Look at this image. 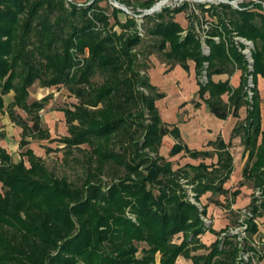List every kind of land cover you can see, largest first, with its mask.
Listing matches in <instances>:
<instances>
[{
	"label": "trees",
	"instance_id": "16d2710c",
	"mask_svg": "<svg viewBox=\"0 0 264 264\" xmlns=\"http://www.w3.org/2000/svg\"><path fill=\"white\" fill-rule=\"evenodd\" d=\"M65 1L0 0V113L4 95L12 90L9 116L21 127L17 162L0 145V264H174L178 256L190 259L189 264H235L239 247L234 235L216 237L208 246L199 241L205 229L200 215L206 208L199 210L184 198L177 178L186 173L185 167L174 170L169 160L157 162L161 137L168 131L155 106L162 93L147 76L139 80L132 50L141 40L135 15L157 0H117L132 7L123 22L118 14L124 11L113 5L106 14L101 0L67 1V5ZM262 3L247 0L235 7L225 1L198 2L196 6L209 20L199 21L192 8L183 28L174 15L188 7L184 1L141 14L145 27L140 26L157 39L153 47L166 61L183 66L187 59L194 61L199 96L212 112L219 117L236 115L245 105L246 115L234 131L241 133L247 150L242 178L263 196L260 204L254 203L255 198L252 201L255 214L258 207L264 210V125L258 90V76L264 77ZM203 22L209 24L204 37ZM114 25L120 32L110 31ZM234 36L253 42L251 69L240 49L243 44ZM202 42L209 47L207 54ZM235 67L240 70L235 87L210 78ZM203 69L207 79L201 82ZM96 73L102 78L98 84L92 80ZM249 74L251 96L246 88ZM35 81L48 87L63 85L76 98L62 108L66 135L51 137L41 126L38 111L48 96L27 101L28 87ZM142 85L149 94L138 89ZM206 92L208 96L203 97ZM223 93H227L226 101ZM12 106L30 114L31 124L16 117ZM145 116H149L146 123ZM172 131L176 134L175 128ZM27 136L63 143V162L78 147L84 155L80 182L50 171L27 146ZM81 144L87 148L81 149ZM217 144L221 150L216 165H187L197 198L205 191L228 192L222 184L232 170V157L222 141ZM182 148L176 143L171 152ZM145 149L155 156L150 158ZM256 231L257 224L249 219V235ZM175 235L181 237L179 242L174 241ZM140 242L146 247L139 248ZM201 248L206 251L196 252ZM244 249L264 258V240L257 246L244 242Z\"/></svg>",
	"mask_w": 264,
	"mask_h": 264
},
{
	"label": "rangeland",
	"instance_id": "374dc122",
	"mask_svg": "<svg viewBox=\"0 0 264 264\" xmlns=\"http://www.w3.org/2000/svg\"><path fill=\"white\" fill-rule=\"evenodd\" d=\"M74 2H79L81 4H88L90 0H72ZM112 1L113 0H101L99 1V5L104 8L106 14H110V11L112 9ZM117 1V0H116ZM133 1V0H131ZM161 1L157 0L156 2ZM187 2V6L183 11L176 13L174 15V18L178 20L184 27L187 25V16L186 13L192 9L195 8V12L199 15V21L202 19H208L206 14H203L200 12L199 8L196 6V3L198 2H218V0H162V5H169L171 7L173 6H178L182 4L183 2ZM233 1V0H232ZM241 1H247V0H236L235 7H238V3ZM67 5V0L65 1ZM123 4V3H122ZM130 12L132 7L130 5L126 6L123 4ZM262 10L264 11V3L261 4ZM139 9V8H138ZM124 11V10H123ZM144 12V9L143 11ZM142 14V13H141ZM141 14H137V26L138 27H145V23L142 22ZM202 15H204L203 18ZM119 19L123 22L126 19L125 11L120 12L118 14ZM98 27H102L99 26ZM116 31L120 32L121 28H119L117 25H114L113 28L110 29V31ZM141 36V40L139 41L138 44H136L133 47V51L136 53V59H135V67L139 70V80L144 79L146 77V66H149V61L151 62V59L154 61H166L163 53L161 51H158L155 47H153V43L156 42L157 39H154L151 37L147 31L143 32V35ZM241 37V36H240ZM151 57V58H150ZM92 80L94 83H100L102 78L101 75L96 73L93 77ZM139 90H141L145 95L149 94V89L144 85L138 87ZM258 90L262 95H264V77L258 76ZM13 96V91H9L4 95V103L5 107L2 113H0V137L3 138L4 140L2 141V144L10 154H11V160L13 162H17L20 158L19 152L20 148L18 147V140L20 137V131L21 127L17 124H15L12 119L9 116V108L7 106L8 102L11 101ZM44 96H48V100L46 101L45 105L38 111V114L40 115L41 119V126L43 128H46L51 137H60L64 136L67 134L66 131V124L64 122V115L62 108L70 106L73 102L76 101V98L73 97L67 90V88L63 85L61 86H43L41 85L38 81L33 82L29 87H28V97L27 101L31 102L33 100H38ZM13 113L16 115V117H21L23 118L28 124H31V115L27 114L26 111L23 109L17 107V106H12L10 108ZM149 116H145L143 122L146 123L148 122ZM6 136V137H5ZM27 140H29V143L27 146L31 147L34 152L42 157V161L46 165V167L54 172L58 176H66L69 180H72L73 182H80V180L83 177L84 173V167L83 165V160H84V155L83 152L78 149V147L72 148L71 154L68 155L67 162H63L61 160L62 158V147L63 143H58L56 140L51 141L47 139H38V138H32L31 136L26 137ZM1 142V141H0ZM161 145L166 146L165 139H162ZM160 145V146H161ZM167 147V146H166ZM46 148H49L46 151ZM81 149H86L87 146L86 144H81L80 145ZM160 147H158L159 149ZM165 148V147H164ZM145 152L149 153L150 158L155 156V153L153 151H150L148 149H145ZM167 151V150H164ZM162 152L164 155L160 153V151H157L156 156L158 157L157 162L161 164L163 160H167L170 158L172 160V168L174 170H178L180 168V164H182V160L179 157L178 159L173 156H169L166 152ZM162 157V159L160 158ZM146 163H142L140 168H143ZM186 173L182 172L179 173L178 176V184L182 188V193L184 195V198L192 203L195 201H198L201 203L202 207L204 206L206 208L207 205H209V213L207 211L204 213V216H207L210 219V222L208 226H205V221L202 219L205 229L204 231L199 234L198 238L199 241L202 242L204 245L208 246L213 239L216 237L222 238L223 235L221 234L222 231H219L221 227H225L228 225V223H232V220L235 217V213L233 209L229 208L228 203V196L229 194L224 195H219L217 193L211 194L209 196L202 195L201 197H196L194 189V182H191V176H192V171L190 168H185ZM142 173H144L145 170L142 169ZM103 180L105 182L109 181V177L107 175H104ZM246 186L243 188V190H246V195L251 197L252 192H251V182L249 180H244L243 181ZM233 186H238L237 183L233 184ZM232 187V186H231ZM229 187V188H231ZM259 190V188H257ZM255 189V190H257ZM215 196V197H214ZM257 202L255 204H260V200H262L263 196L259 190V194H257ZM215 198V199H214ZM219 205L221 207L222 211L217 210L216 206ZM247 209H252L251 206L248 207V205L245 207ZM202 210V209H201ZM207 210V209H206ZM216 211V212H215ZM252 211V210H251ZM257 214L254 215L256 219L259 221L261 220L260 218H264V210H259V207L257 208ZM209 214V215H208ZM220 220V221H219ZM219 221L220 227L219 229H216L217 232L215 231V236H211L212 240H209L210 238H207V234L205 231L211 229V225L215 222ZM262 226V227H261ZM260 227V233L261 230H264V225H261ZM208 228V229H207ZM260 233H253L251 236L249 235V232L246 233L247 238L245 239V242L248 241H254V239H257V241L262 239L263 235H260ZM219 234V235H218ZM253 235V236H252ZM181 239L180 236L175 235L174 236V241L179 242ZM260 242V241H259ZM139 248L141 247H146V244L144 242H140ZM258 244H256L257 246ZM205 248L198 249L196 252L202 253L205 252ZM138 255L141 253L138 252ZM156 261L158 262L159 258V253L157 252L155 254ZM254 262L256 264H264V258H259L256 255L254 256ZM190 259L185 258L183 256H178L175 260L174 264H189Z\"/></svg>",
	"mask_w": 264,
	"mask_h": 264
},
{
	"label": "crops",
	"instance_id": "0c3cea01",
	"mask_svg": "<svg viewBox=\"0 0 264 264\" xmlns=\"http://www.w3.org/2000/svg\"><path fill=\"white\" fill-rule=\"evenodd\" d=\"M213 20H215V18H213ZM180 25L184 28L181 23ZM208 26V22L202 23V37L205 36V31ZM182 33H184V31H182ZM239 75L240 70L235 67V69H233L230 73H213L210 78L214 82H227L232 87H235L238 85ZM146 76L149 82L155 86L156 91L162 93V96L155 100V106L159 117L163 122V125L168 130L167 133L161 137V141L162 139H165L167 147L161 145L160 143L161 146L159 145L160 148L158 149L162 155H164L162 152L167 150L164 152L169 154V156H173L174 158L176 157L177 159L181 157L180 159L183 160L182 164L178 165L180 168H189L187 165H196L199 162H204L208 165H216L218 160V151L221 150L217 141L220 140L225 144V148L229 151L232 157V170L222 185L224 188L228 189L226 194H229L230 196H228L227 205H229L230 209L234 210L235 217L232 220V223H228L227 226H223L220 229V220L215 221L211 225V229L205 231V233H208L207 238L212 240L211 236H215L214 232H217L216 229L224 231L229 225L236 222L239 216V210L245 208L247 205L248 207H252V201L254 198V203L257 202L258 196L255 192L258 189L255 190L251 184V197L246 195V190H243L246 184L243 183L244 179L242 178L241 172L246 161L247 150L244 149V145L242 144L241 133H235L234 131L237 123L244 119L246 115V107L245 105H241L237 109L236 115L229 113L225 117H219L212 112L204 99L199 96L198 77L195 72V63L192 59H187L186 66H183L178 62L154 61L151 59V62L149 61V66L146 68ZM259 95L260 120L261 125L263 126L264 95L261 96L260 92ZM207 96L208 93L206 92L203 97ZM221 98L223 101H226L227 93L221 94ZM173 128L176 129V134L173 133ZM3 140L4 139L0 137L1 146H3ZM176 143H180L183 148L175 153H172L171 147ZM190 152H196V155H192ZM167 160H169L172 164V160L170 158ZM235 183H237L238 186H233ZM236 189L238 192L232 196L231 192ZM211 194L214 193L205 191L199 197L202 195L209 196ZM217 194L222 196L224 195V197H226L225 194ZM209 207V205L206 206L207 213H209ZM216 208L217 210L222 211L219 205H217ZM260 219L261 220H259V224L257 225V231L254 233H260L259 231L262 227L261 225H264V218ZM261 232L262 233H260V235H263L264 230H261Z\"/></svg>",
	"mask_w": 264,
	"mask_h": 264
},
{
	"label": "built area",
	"instance_id": "2783aa9c",
	"mask_svg": "<svg viewBox=\"0 0 264 264\" xmlns=\"http://www.w3.org/2000/svg\"><path fill=\"white\" fill-rule=\"evenodd\" d=\"M67 1H72V0H67ZM218 1H223V0H218ZM78 4L81 3L78 2ZM144 11H146V9H144ZM126 12L131 13L128 9ZM139 34L143 35V31L140 27H139ZM217 38H218L217 36H213V39L217 40ZM234 38L236 41H240L243 44V47H241L240 49L241 52L244 54L249 69H251L252 68L251 50L254 48L253 42L249 39L240 36H234ZM202 51L205 54L209 52V47L204 42H202ZM204 66H206V62H204ZM199 79L201 82L206 81L207 76L205 69L202 70ZM246 86H247L246 88H247L248 96H251L250 87L253 86V83H252V76L250 74L248 75ZM255 193L256 195L259 194V190H257ZM194 203L197 205L199 210L202 209V205L200 202L195 201ZM200 217L205 221V226H208L210 219L207 216H204L203 214H201ZM249 219L254 221L257 225L259 224V221L256 219L251 209L242 208L241 210H239V216L236 222L229 225L224 231L221 232L223 236L226 234L234 235L236 241L238 242L239 252L236 257L235 264H256L254 262V256L252 251L244 249L245 239H248L246 233L248 232L249 229ZM263 240L264 238L262 237L261 241ZM259 241H257V239H254V241L253 240L250 241V244L256 246V244H259Z\"/></svg>",
	"mask_w": 264,
	"mask_h": 264
},
{
	"label": "water",
	"instance_id": "95a60500",
	"mask_svg": "<svg viewBox=\"0 0 264 264\" xmlns=\"http://www.w3.org/2000/svg\"><path fill=\"white\" fill-rule=\"evenodd\" d=\"M225 2H229L230 4H232L233 6H236L235 2L236 0H223ZM162 1H158V2H155L150 8L146 9V11H144L142 14H146V13H151L153 11H157V10H160V5H161ZM112 4L114 6H117L119 8H121L122 10L124 11H127V8L120 2L116 1V0H113L112 1ZM141 16V15H140Z\"/></svg>",
	"mask_w": 264,
	"mask_h": 264
}]
</instances>
